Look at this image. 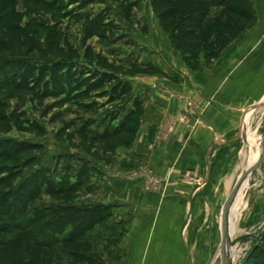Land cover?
I'll list each match as a JSON object with an SVG mask.
<instances>
[{
    "label": "rangeland",
    "instance_id": "rangeland-1",
    "mask_svg": "<svg viewBox=\"0 0 264 264\" xmlns=\"http://www.w3.org/2000/svg\"><path fill=\"white\" fill-rule=\"evenodd\" d=\"M213 1L207 36L199 33L178 49L150 0H0V264L107 263L125 220L114 206H105L104 220L91 226L84 245L80 237L37 248L16 222L28 224L56 206H103L105 172L159 191L163 182L133 151L148 92L174 83L179 66L196 72L217 59L212 53L226 40L224 49L260 28L255 0ZM165 60L174 69L162 70ZM247 126L253 165L260 158L261 165L240 196L245 203L235 207L241 215L233 217L239 227L230 248L237 254L233 264H242L258 244L255 264H264V104L246 113L241 137ZM14 207L18 218L11 217ZM217 248L208 264H221Z\"/></svg>",
    "mask_w": 264,
    "mask_h": 264
},
{
    "label": "crops",
    "instance_id": "crops-1",
    "mask_svg": "<svg viewBox=\"0 0 264 264\" xmlns=\"http://www.w3.org/2000/svg\"><path fill=\"white\" fill-rule=\"evenodd\" d=\"M255 5L253 36L239 37L196 72L179 66L174 83L148 92L133 151L163 183L151 193L141 179L105 172L100 203L125 219L106 264H208L216 256L225 208L249 171L243 120L264 99V0Z\"/></svg>",
    "mask_w": 264,
    "mask_h": 264
},
{
    "label": "trees",
    "instance_id": "trees-1",
    "mask_svg": "<svg viewBox=\"0 0 264 264\" xmlns=\"http://www.w3.org/2000/svg\"><path fill=\"white\" fill-rule=\"evenodd\" d=\"M150 3L163 30L170 32L176 47L182 49L186 41L193 38L195 35L203 32V36H207V32L203 29L206 28L207 25V18L211 11L210 7L217 2L213 0H150ZM225 42V44L223 43L219 49L212 53L213 58L218 57L219 53L229 41L226 40ZM72 188L73 186L68 188V191H73ZM64 190L65 188L62 187L56 191V194H62ZM18 199L20 201L22 200L21 197ZM15 204L17 205L16 208L19 210L20 205L18 203ZM16 208L14 207L13 213ZM107 209L108 208L105 206L94 207L92 210L78 207L56 206L53 207V209L45 210L44 213L28 224L20 225L21 222H16V228L19 227L22 231H26V234L30 231V237L35 247L47 251L57 248L61 243H78L80 237L84 238L86 233H90L92 225L96 224L97 221L101 222L104 220L106 216L105 211H107ZM18 210L14 215L13 213L11 214L12 218H18V216H16ZM5 225L8 227L10 223ZM70 227H73L75 230H71ZM86 242L87 239L84 238L80 243L84 245ZM258 248V244H254L242 264L257 263L258 261L255 260V253ZM59 257L60 256H58L57 260Z\"/></svg>",
    "mask_w": 264,
    "mask_h": 264
},
{
    "label": "water",
    "instance_id": "water-1",
    "mask_svg": "<svg viewBox=\"0 0 264 264\" xmlns=\"http://www.w3.org/2000/svg\"><path fill=\"white\" fill-rule=\"evenodd\" d=\"M264 104V99L259 102L257 105V108L261 107ZM256 170V166H253L247 174L244 176L241 184L238 186V188L235 190L232 198L228 202L224 214H223V222H222V249H221V264H227L230 260V257L228 255V250L231 246V238H230V231H229V212L231 207L234 204L235 199L237 198L239 192L241 191L242 187L244 186V183L247 181H250L251 176Z\"/></svg>",
    "mask_w": 264,
    "mask_h": 264
},
{
    "label": "bare ground",
    "instance_id": "bare-ground-1",
    "mask_svg": "<svg viewBox=\"0 0 264 264\" xmlns=\"http://www.w3.org/2000/svg\"><path fill=\"white\" fill-rule=\"evenodd\" d=\"M248 131H249V128H248V126L246 127V130H245V137L247 138V150H248V158H249V161H250V168H249V170L254 166L253 164H254V149H253V145H254V143H252V141H251V139L250 138H248ZM248 183H249V181H247L246 183H244V186H243V188H242V190H241V192H239V194H238V196H237V198L235 199V201H234V204H233V206L231 207V209H230V217H229V229H230V238H231V240L233 239V233L231 232V221H233V213L235 212V207H237L238 206V208H239V203L241 204V201L242 200H240V196H241V194H243V193H245V195L247 194V192H248ZM235 252V251H234ZM232 252V248H230L229 250H228V255H229V257H230V260L228 261V263L227 264H233V263H235L236 262V252L235 253H233Z\"/></svg>",
    "mask_w": 264,
    "mask_h": 264
}]
</instances>
